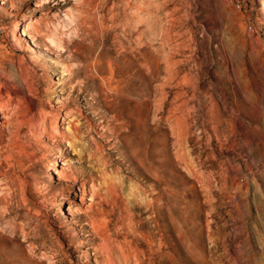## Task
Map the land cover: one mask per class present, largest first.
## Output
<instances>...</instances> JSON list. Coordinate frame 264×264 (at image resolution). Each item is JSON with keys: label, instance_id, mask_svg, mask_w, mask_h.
I'll return each instance as SVG.
<instances>
[{"label": "rangeland", "instance_id": "374dc122", "mask_svg": "<svg viewBox=\"0 0 264 264\" xmlns=\"http://www.w3.org/2000/svg\"><path fill=\"white\" fill-rule=\"evenodd\" d=\"M182 76L198 121L179 119ZM0 101V264L102 262L60 192L71 186L80 207L90 169L123 187L110 216L117 262L127 236L142 264H264V0L0 1ZM43 121L69 138L40 137ZM126 193L140 206L129 225Z\"/></svg>", "mask_w": 264, "mask_h": 264}, {"label": "bare ground", "instance_id": "6f19581e", "mask_svg": "<svg viewBox=\"0 0 264 264\" xmlns=\"http://www.w3.org/2000/svg\"><path fill=\"white\" fill-rule=\"evenodd\" d=\"M1 2L3 0H0ZM147 2V1H146ZM144 5V4H143ZM146 6V4H145ZM144 6V7H145ZM141 8V10H143V8ZM147 7V6H146ZM126 8V7H125ZM148 9L149 7L144 11L145 14L146 13H150L148 12ZM68 15V14H67ZM16 22V21H15ZM15 22L13 24H15ZM136 23V22H135ZM35 26V25H34ZM148 26V25H147ZM16 28H22V35H27V36H30V37H34V34H32L30 31H27L26 29H29L30 26H29V23H25V24H20L19 22L16 23L15 25ZM13 29V28H12ZM32 29V28H31ZM34 30L35 31V34L38 35V32H39V26L36 25V28L34 27ZM13 31V30H12ZM33 31V30H32ZM157 32V31H156ZM10 33V32H9ZM18 33V32H17ZM144 33V32H142ZM11 34V33H10ZM15 32L12 33V40L15 39ZM160 37V36H159ZM47 38L51 41V44L55 46V49L57 50H63L64 49V41L62 39H57L56 37H54V35H51V34H47ZM64 43V44H63ZM46 49V48H45ZM187 59V58H186ZM181 60V59H180ZM184 60V59H183ZM186 61V60H185ZM181 62V61H180ZM184 62V61H183ZM182 65V64H181ZM191 72V70H190ZM185 74V73H183ZM188 77V76H187ZM181 79V80H180ZM179 91L176 93V98H177V106L176 108L179 110L180 112V118L184 119V120H188V119H193L194 121L195 120H200L202 119L203 117V114L201 115V113H195L193 112L194 110H191L194 105H190L189 102H191V100H194L196 94L195 92L194 93H189L188 90H187V86L189 85V87H193V84L192 82L189 81V79L187 80L186 79V76H182V78H179ZM191 80V79H190ZM194 80V79H193ZM195 90V89H194ZM105 100H108L107 98H105ZM2 106H6V105H3V102L0 101V108H2ZM10 106V105H9ZM87 107V106H86ZM8 107L6 106L5 109H7ZM10 109V107H9ZM195 109V108H194ZM12 110V109H11ZM14 110V109H13ZM94 111V110H92ZM113 111V118L111 119V121H114V124L111 126V131L114 135H116L117 137H121L122 134H128L130 132V130L128 129V123L127 121H125V118L123 117V114L121 112H118L115 108L112 110ZM6 112V111H5ZM70 112V111H69ZM68 112V113H69ZM11 113V112H10ZM9 113V114H10ZM24 113V112H23ZM27 113V112H26ZM30 113V112H29ZM66 113V112H65ZM22 114V113H21ZM25 114V113H24ZM71 114V113H70ZM99 114V113H98ZM12 115V113H11ZM11 115H10V119H11ZM37 115V114H36ZM75 115V114H74ZM6 116V113L5 114H2V117L5 118ZM16 116V115H15ZM38 116V115H37ZM67 116V114L65 115ZM29 117V116H28ZM36 116H34L35 118ZM214 117V116H213ZM13 118V117H12ZM15 118V117H14ZM30 118V117H29ZM40 118V117H39ZM47 118V117H46ZM52 118V117H51ZM50 118V119H51ZM65 118V117H64ZM9 119V118H8ZM7 119V120H8ZM22 119V118H21ZM25 119V117H24ZM38 119V117H37ZM42 118H40L41 120ZM45 119V118H43ZM67 119H69V123H70V126L72 128V130L74 132H77L79 131V125L77 124V119L76 117L74 119H70L69 117H67ZM217 119V118H216ZM19 120L20 118L18 119V124L19 123ZM26 120L28 121L27 117H26ZM32 119L30 118V123L31 125H33V121L36 119H34L33 121H31ZM87 120V119H86ZM14 121V120H13ZM17 121V120H16ZM15 121V122H16ZM22 121H24L25 123V120L22 119ZM34 121V123H35ZM42 121V120H41ZM49 121V120H48ZM54 121V120H53ZM213 121V120H212ZM6 122L5 119L1 120L0 123H4ZM10 122V121H9ZM8 122V123H9ZM14 122V123H15ZM21 122V121H20ZM38 122V121H37ZM36 122V123H37ZM55 122V121H54ZM53 122V123H54ZM12 122V124H14ZM22 123V122H21ZM34 124L37 125V124ZM39 123V122H38ZM41 123V122H40ZM47 122H42V127L40 129V131L38 132V134L40 135V137L42 136V134H45L46 136H48V139H57L56 136H61V137H66V138H69V136L67 134H65L64 132H59L56 128H54L52 126V128L50 126H48L46 124ZM213 123V122H212ZM10 124V123H9ZM29 124V126H30ZM50 124V123H49ZM55 124V123H54ZM7 125V124H6ZM51 125H52V121H51ZM215 127L213 126V132L214 134L216 135L215 137L217 138H220V134H219V126L215 123ZM220 125V123H219ZM222 125V124H221ZM11 126V125H10ZM23 126V125H22ZM28 126V128H29ZM18 128V126H16ZM21 127V126H20ZM32 127V126H31ZM30 127V128H31ZM38 127V126H37ZM39 128V127H38ZM54 128V130H53ZM101 128V126H100ZM180 128H182L180 126ZM20 129V128H19ZM18 129V131H19ZM32 129V128H31ZM13 130V129H12ZM15 130V129H14ZM33 130V129H32ZM10 131V129H9ZM21 131V130H20ZM182 131V130H181ZM180 131V132H181ZM37 132V130H36ZM179 132V133H180ZM11 133V132H10ZM16 134V133H15ZM37 134V135H38ZM15 135H13L14 137ZM12 137V139H13ZM35 137V136H34ZM39 137V138H40ZM10 138V137H9ZM17 138H19V135L17 136ZM1 139V138H0ZM71 139V138H70ZM40 140V139H39ZM42 140V139H41ZM67 142L69 141L68 139H66ZM15 141V140H14ZM13 142V141H12ZM42 142V141H41ZM18 143V142H17ZM73 143V142H72ZM72 143L70 146H72ZM15 144V143H14ZM20 144V143H18ZM17 144V145H18ZM23 145V144H21ZM69 145V144H68ZM7 146V145H6ZM112 146V145H111ZM115 146V145H114ZM54 147V146H53ZM18 148H19V145H18ZM22 148V147H20ZM28 148V147H26ZM25 148V149H26ZM24 149V150H25ZM7 150V149H6ZM8 151V150H7ZM13 151V150H12ZM11 151V152H12ZM15 151V150H14ZM20 152H24L22 150H19ZM26 151V150H25ZM28 151V150H27ZM4 152V150H3ZM17 152H18V149H17ZM16 152V153H17ZM59 152V150H58ZM2 153V152H0ZM10 153V151H9ZM7 153V154H9ZM15 152H13L14 154ZM53 153V152H52ZM12 154V155H13ZM30 154V153H29ZM47 154V153H45ZM51 154V152H50ZM31 155V154H30ZM43 155V154H42ZM3 156V155H2ZM8 155L5 157H3L4 159L7 158ZM10 157V156H9ZM21 157V156H20ZM50 157V156H49ZM105 156L103 155V158ZM15 158V157H14ZM107 158V157H106ZM15 162H16V159H14ZM47 161V160H46ZM49 163H51L52 159H48ZM5 162V161H4ZM3 162V163H4ZM19 162V161H18ZM7 163V162H6ZM56 163V162H55ZM103 163L104 164H107L108 163V159H103ZM10 164V163H7V165ZM29 164V163H28ZM31 164V163H30ZM47 164V163H46ZM3 165V164H2ZM5 165V164H4ZM11 165V164H10ZM19 165L21 166V164L19 163ZM109 165V164H107ZM17 166V165H16ZM28 166V165H26ZM18 167V166H17ZM23 167V166H22ZM53 167V166H52ZM90 169V168H89ZM18 170V169H17ZM61 170V169H60ZM157 171H159V169H156ZM20 171V170H19ZM51 171H54L52 168H51ZM85 170H82L83 173H85L86 175H89L90 177V183H89V187L87 186V182L86 180H83V181H80V201H81V206L80 207H73L71 206L72 205V202L70 200H68L70 198V196H76V192L73 191V189H71L72 187L71 186H67L66 188H61L62 190L60 191L62 195H64L66 192L68 197H67V202L68 204L70 205L68 207V212L67 214L68 215H79V214H84L86 217H87V220H85L83 222V226L82 227H89L88 229V232L86 231L85 233H83V236H91V237H97L100 239L99 241V246H96L98 247V250L97 252L99 253V256H101L102 258V262L100 264H131L132 261L134 260V263L133 264H142V262L136 258V249L134 250V247L132 248L131 246V241L130 239H128L127 236H125V242L123 244H119V258H120V261H116V259L114 258V255L112 254V249H115L116 247H114L115 244H112V239L111 238L113 236V232L110 228V224H111V218L110 216H112V214H114L113 212V208H115V215H116V210L120 208L119 206V202L120 200L122 199L123 200V196L121 193H119V189L120 188H123L122 187V184L120 182V179L118 182H114L112 180H110L109 178L107 179L106 177L103 176V179H102V183H99V184H96L95 183V175L93 174V170L90 169V171H87L84 172ZM117 171V170H116ZM49 172V171H48ZM56 172V170H55ZM58 172V171H57ZM72 172V171H71ZM70 172V173H71ZM77 173V172H76ZM81 173V172H80ZM161 173V172H160ZM73 176V181L69 180L67 177L69 174H67V172H65L64 170H62L61 172H58V179L61 181H64V182H69L71 181V183H74L76 182L77 180V176L75 175V173H71ZM70 174V175H71ZM82 176V175H81ZM19 177V176H18ZM70 177V176H69ZM80 177V176H79ZM160 178V177H159ZM15 181V180H14ZM88 181V180H87ZM22 182V181H21ZM101 182V181H100ZM10 184V183H9ZM10 194V193H9ZM89 194V197H86V195ZM125 196V200H124V205H123V209L124 211L127 212L126 214V218L128 219V225L130 223V221L132 220V217L134 216L133 213H131V210H134V209H140V206L138 203H136V199H135V194L134 193H126L124 194ZM8 196V195H7ZM50 196V195H49ZM57 197V196H56ZM61 198V197H60ZM58 198V199H60ZM57 199V198H56ZM89 200L88 203L85 202V200ZM159 199V197L156 198V200ZM51 201V200H50ZM110 202H113V206L110 207V209H106L105 206L109 205ZM114 203H115V207H114ZM50 204H53V201L50 202ZM151 205V204H150ZM78 206V205H77ZM149 206V204H148ZM142 208V207H141ZM155 208L157 209V211L159 210L160 208V204L159 203H156L155 202ZM58 212L62 213L63 210L60 208L58 209ZM78 217V216H77ZM85 219V218H84ZM78 221V220H77ZM75 226H80L81 225L79 224V222H74ZM121 226V225H120ZM129 231V230H126V232ZM128 234V232H127ZM129 236V234H128ZM116 240V239H115ZM114 241V239H113ZM71 244V243H70ZM112 244V245H111ZM112 246V248H111ZM115 246H118V245H115ZM34 249V247H33ZM115 251H118V248H116ZM99 263V262H98Z\"/></svg>", "mask_w": 264, "mask_h": 264}]
</instances>
